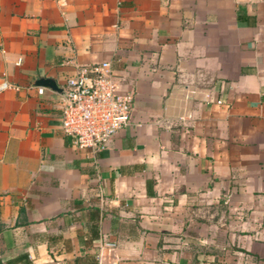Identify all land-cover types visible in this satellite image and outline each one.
<instances>
[{"label": "crops", "instance_id": "1", "mask_svg": "<svg viewBox=\"0 0 264 264\" xmlns=\"http://www.w3.org/2000/svg\"><path fill=\"white\" fill-rule=\"evenodd\" d=\"M101 61L133 99L92 153L59 100ZM2 77L0 264H264V0H0Z\"/></svg>", "mask_w": 264, "mask_h": 264}, {"label": "built area", "instance_id": "2", "mask_svg": "<svg viewBox=\"0 0 264 264\" xmlns=\"http://www.w3.org/2000/svg\"><path fill=\"white\" fill-rule=\"evenodd\" d=\"M7 88L18 86L2 77L0 90ZM42 91L41 86L36 87L38 94ZM132 99L130 91L120 88L109 62L79 66L65 79L59 100L61 132L79 148L92 153L100 151L129 124ZM104 245L112 247L113 243Z\"/></svg>", "mask_w": 264, "mask_h": 264}, {"label": "trees", "instance_id": "3", "mask_svg": "<svg viewBox=\"0 0 264 264\" xmlns=\"http://www.w3.org/2000/svg\"><path fill=\"white\" fill-rule=\"evenodd\" d=\"M240 18V16L237 15ZM250 22V21H249ZM91 223L88 225L87 232L88 236L83 240L84 245H89L93 240L98 236V227L97 222L92 215L90 217ZM5 264H31V261L27 258L25 253L19 254L11 259H8ZM73 264H97L95 255L93 254H83L74 259Z\"/></svg>", "mask_w": 264, "mask_h": 264}, {"label": "water", "instance_id": "4", "mask_svg": "<svg viewBox=\"0 0 264 264\" xmlns=\"http://www.w3.org/2000/svg\"><path fill=\"white\" fill-rule=\"evenodd\" d=\"M37 83L49 87L51 89H56V86L54 85L53 81L47 78L38 79Z\"/></svg>", "mask_w": 264, "mask_h": 264}]
</instances>
